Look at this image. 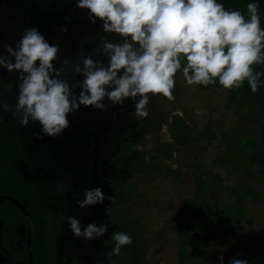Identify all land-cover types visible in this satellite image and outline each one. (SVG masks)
<instances>
[{
    "label": "rangeland",
    "instance_id": "374dc122",
    "mask_svg": "<svg viewBox=\"0 0 264 264\" xmlns=\"http://www.w3.org/2000/svg\"><path fill=\"white\" fill-rule=\"evenodd\" d=\"M101 24L99 20L92 24L87 19V10L76 7V0H0V59L15 63V57L9 54L7 47L11 46L14 51H18L25 30L36 28L50 45L58 46L57 59L53 63L59 74L54 78L66 82L70 89L77 87L78 94L73 88L71 92L75 98H79L85 77L82 72H76V66L83 69L84 59L90 57L100 62L97 65L99 67L102 60L109 59L103 50L104 43L123 42L121 38L105 33ZM63 28H67V31H62ZM21 75L20 71L9 72L0 65V94L12 91L18 93L22 83ZM6 86L10 89L7 90ZM173 94L174 101H168L162 96L151 97L149 116L140 120L130 115L135 109V102L131 98L126 99L123 105L108 99L106 103L112 114L107 115L105 110H91L90 118L97 117L90 132L91 137L86 136L87 129L84 131L78 123V140L72 147L65 149L63 170L43 177L40 197L41 202L45 200L49 205L50 229L61 250H70L62 251L64 257L61 261L65 264L72 257L86 264H109L107 255L113 256L114 244L104 247L103 241L107 240L111 232H118L116 227L107 222L106 209L110 200L105 199L103 203L86 208H80L76 201L84 199L85 188H100L106 196L112 197L109 184L114 178L134 184L131 202L134 215L141 220L144 231L142 237L132 243L140 241L139 247L124 246L119 256L126 254V257L132 258L131 264H178L179 243L175 228L182 220V202L194 198L196 194L194 175L198 172L194 168L195 164L202 167L206 180L211 183L208 197L221 198L223 206L236 203L234 192L242 193L252 188L262 193L259 204L249 200L243 202L245 218L238 228L229 231L225 219L218 214L214 226H205L195 236V239L207 233L210 236L201 248L203 255L197 264H220L218 257L221 255L224 264L234 258L250 262L255 249L264 255V186L258 179L247 178L239 167L219 161L225 157L228 147H232L233 135L251 138L258 135L264 125L253 107L251 96L240 97L234 108L228 109L227 89L214 87L209 92H200L193 85H187L182 73H177ZM83 110H78L81 116L85 111L87 113L88 107ZM175 113L193 128L197 139L195 144L187 148L177 147L174 161L164 163L158 174L135 175L128 162L119 164L116 155L122 128H133L135 121L141 125L154 120L152 129L158 132L156 137L149 135L148 128L142 136L135 132L132 134L134 138L142 137L146 141L144 146L135 145L134 157L138 159L143 156L147 162L150 155L155 156L156 143H171L166 121H170ZM76 117L79 118L77 112L69 113V123L75 122ZM68 128L74 132L73 127ZM208 132L216 136L215 140L207 137ZM69 216L81 221V231L93 222L97 226L107 224L108 230L98 239L78 238L71 232L67 222ZM126 230L121 228L119 232Z\"/></svg>",
    "mask_w": 264,
    "mask_h": 264
},
{
    "label": "clouds",
    "instance_id": "9594fccd",
    "mask_svg": "<svg viewBox=\"0 0 264 264\" xmlns=\"http://www.w3.org/2000/svg\"><path fill=\"white\" fill-rule=\"evenodd\" d=\"M76 7L87 10L92 24L101 21L105 33L123 40L104 43L107 66L98 67L100 62L90 57L84 59L83 69L76 66V72L85 77L78 102L69 99V85L54 78L59 74L53 63L59 49L38 29L25 30L18 51L7 47L15 63L0 59V65L9 72L22 73L13 117L22 112L18 123L27 127L30 119L38 122L44 136L61 135L69 127L68 114L81 105L105 109L101 101L106 96L120 105L131 98L135 109L130 115L136 120L147 119L151 97L175 100L177 73H182L189 86L208 87L218 81L231 91L239 90L247 81L255 94L261 85L264 72H257L253 66L264 65V28L255 2L247 4V19L241 11L226 9L217 0H76ZM2 108L9 111L7 104ZM83 196L82 201H76L80 208L113 199L100 188H85ZM67 222L76 237L87 240L98 239L108 230L107 224L97 226L93 222L81 231V221L71 216ZM112 239L113 256L133 243V236L126 232H114ZM218 259L224 264L223 255ZM228 264L249 261L234 258Z\"/></svg>",
    "mask_w": 264,
    "mask_h": 264
},
{
    "label": "trees",
    "instance_id": "16d2710c",
    "mask_svg": "<svg viewBox=\"0 0 264 264\" xmlns=\"http://www.w3.org/2000/svg\"><path fill=\"white\" fill-rule=\"evenodd\" d=\"M223 3L226 9L241 11L246 19L247 4L255 2L259 5V15L261 17V27L264 28V0H217ZM257 72H264V65H254ZM200 92H209L214 87L223 88L217 81L215 85L203 87L201 85H193ZM250 95L253 102V107L259 117L264 121V77L261 78V85L258 91L253 94L250 91L247 81L244 82L239 90H227V108L233 109L240 97ZM13 122L5 121L0 115V172L5 176L10 173H17L18 178L15 180L17 191L10 192V196L18 200L21 204H26L27 211L34 218L35 223L39 220V207L41 197L39 192L43 175L39 173L38 166L32 167L28 160V153L23 148L24 145L17 143L11 144L10 135L12 130L19 132L20 129L15 127L12 129ZM167 126L170 134V142L160 144L156 148L158 156H152L148 164L143 162L133 163L134 168L138 173L144 175L157 174L162 171V166L165 162L174 161V153L177 147L187 148L197 142L194 135V130L179 114L172 116L171 120L167 121ZM18 130V131H17ZM207 137L215 140L216 136L208 132ZM233 145L228 147L225 157L220 158L222 164H232L235 167L242 169L243 174L249 179H258L264 186V125L258 135L251 138H244L239 134L232 136ZM132 146L128 145L125 150L122 149L120 154L131 153ZM132 163V162H131ZM197 174L194 175V184L196 194L192 199H186L182 202L181 213L182 220L175 228L176 239L179 243L178 264H197L204 244L210 239L207 233L203 237L195 239L196 235L203 230L205 226H214V220L219 216L225 219L229 231L238 228L245 218L243 202L249 200L254 204H259L262 198V193L258 190L248 188L242 193L234 192L236 203L229 206L221 204V198L210 199L208 194L211 191V183L206 180V173L202 171V167L195 164ZM171 174L170 172H167ZM8 177V176H5ZM10 181H7L9 183ZM114 202L119 204L125 203L127 197L125 190L128 184L124 181H114ZM9 209L12 214L18 216L17 221H23V215L19 209L9 201L0 204V209ZM192 247V249H190ZM36 254L37 245H36ZM35 254L34 262H40V256ZM249 264H264L263 253L255 249L252 252Z\"/></svg>",
    "mask_w": 264,
    "mask_h": 264
},
{
    "label": "flooded vegetation",
    "instance_id": "af4514ba",
    "mask_svg": "<svg viewBox=\"0 0 264 264\" xmlns=\"http://www.w3.org/2000/svg\"><path fill=\"white\" fill-rule=\"evenodd\" d=\"M109 59L102 60L103 66H107ZM73 88V87H72ZM71 88V89H72ZM6 89L9 90L10 88L6 86ZM73 90L76 92L78 91L77 87H74ZM18 94L19 92H2L0 94V115L3 116L5 121L13 122L11 128L15 129V127L19 128V132H15L14 130L10 131L8 135H10L11 144L17 145V143L24 145L25 151L28 153V160L30 161V165L32 167H39L38 171L45 176L55 175L58 173H61V171L64 168V153L65 149L67 147H72L75 141L78 140V123L79 126L84 129V131L87 129L86 136L91 137L92 133L91 130L93 129V123L96 122L97 117L92 116L90 118V111L94 110H105L107 112V115H111V110L108 107V101L107 96L104 98L101 103L105 105V109H97L94 106H89L88 111L84 115H80L81 111H84L83 108L85 106L81 105L78 112V110L71 112L79 114V118H75V122L71 121L69 123V127L74 128V132L72 130L70 131L69 128L63 131V133L55 138L44 136L40 132V125L37 123H33L30 119V123L27 127L22 126L18 123V118L22 114L16 113L15 118L13 117V113L16 109V103L18 100ZM78 94V92H77ZM75 95H71L69 97L70 100L76 99L78 102V97L75 98ZM7 104L9 106V113L7 111L3 110V105ZM87 109V107H86ZM8 115H6V114ZM177 114V113H175ZM173 114V115H175ZM172 115V116H173ZM8 116V117H7ZM153 121L149 120L148 122H144L141 125L138 123V121H135L136 125L133 124V128H127L120 131V145L119 150L117 152L116 157H118L119 164H123L124 162H128L129 166H131V169L135 175H141V176H147L141 173H138L136 169L134 168L133 163L143 162L145 165L148 164L151 160V157L153 155H150L149 160L146 162L144 157L141 156L140 158H135V145L139 144L141 146L146 145V141L142 137H136L134 138L132 134L135 132L136 135L142 136L143 132L148 128V133L150 136L156 137L158 132L153 131ZM168 121V120H167ZM166 121V122H167ZM167 124V123H166ZM38 126V127H37ZM35 128V129H34ZM168 129V127H167ZM156 130V129H155ZM18 131V130H17ZM83 131V130H82ZM169 131V130H168ZM68 132V133H67ZM75 134V135H74ZM158 142V141H157ZM165 143L159 141V143H156V146L159 147L160 144ZM70 144V145H68ZM131 145L132 150L129 154H120L122 152V149L125 150V148ZM156 147V148H157ZM155 151V156H158ZM175 158V156H174ZM132 162V163H131ZM165 163H172V162H165ZM158 174V173H157ZM8 176V177H5ZM3 175L0 172V199L1 198H13L10 196V192L17 191V184L15 183V180L18 178L17 173H10L9 175ZM7 181H10L7 183ZM114 181H124L128 184V188L125 190L127 197V201L125 203L119 204L118 202H114V199L110 201V204L108 208L106 209V215H107V222L110 226L116 227L118 231L124 230V228H127L125 231L126 233H129L133 236V240L139 239L142 237L141 235L144 233L142 229V222L137 218L136 215H134V205L132 204L131 200L133 198L132 194L135 191L134 184L131 181L127 180H119V179H113L110 181V186L112 189V197L114 198ZM10 191V192H9ZM42 194V191L40 189L39 196ZM15 201H17L20 205L25 206L26 204H21L18 200L13 198ZM5 201H9L12 204H14L9 199H4L0 202L2 204ZM15 205V204H14ZM43 207H39V216L36 218H39V220L35 223L34 218L31 216V214L27 211L29 214V217L33 224V230L31 229L29 218L25 216V214L19 209L21 214L23 215V221H17L18 218L17 215L12 214L9 209H0V264H65V262H62L64 255L62 254V251H70L69 249L63 248L61 250L59 242L56 241V236H54L52 233V230L49 226V205L48 203L42 201L40 204ZM113 233L111 232L110 235H108V238L106 241H103L104 247L107 245H112L115 243V241L112 239ZM138 237V238H137ZM135 244L130 245V247H139L140 241H135ZM137 244V246H136ZM36 245H37V252L36 254ZM35 254L37 256H40V262L36 263L34 262ZM108 256L109 264H131L132 258L126 257V254L123 256H111L110 254ZM130 256V255H127ZM68 264H86L84 262H81L76 257H72L69 259Z\"/></svg>",
    "mask_w": 264,
    "mask_h": 264
},
{
    "label": "water",
    "instance_id": "95a60500",
    "mask_svg": "<svg viewBox=\"0 0 264 264\" xmlns=\"http://www.w3.org/2000/svg\"><path fill=\"white\" fill-rule=\"evenodd\" d=\"M4 199H9V200H11L24 214H25V216L26 217H28L29 218V221H30V225H31V229L33 230V224H32V221H31V219H30V217H29V214L26 212V209H25V206H22V205H20L17 201H15L13 198H1L0 199V202L1 201H3Z\"/></svg>",
    "mask_w": 264,
    "mask_h": 264
}]
</instances>
